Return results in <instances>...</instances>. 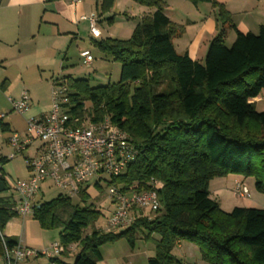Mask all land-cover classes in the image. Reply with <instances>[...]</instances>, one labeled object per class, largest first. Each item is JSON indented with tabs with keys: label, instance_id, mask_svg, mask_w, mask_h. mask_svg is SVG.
Segmentation results:
<instances>
[{
	"label": "trees",
	"instance_id": "16d2710c",
	"mask_svg": "<svg viewBox=\"0 0 264 264\" xmlns=\"http://www.w3.org/2000/svg\"><path fill=\"white\" fill-rule=\"evenodd\" d=\"M132 1L155 11L143 17L129 39L94 42L102 54L121 64L120 81L98 87L86 79L60 81L68 85L76 106L72 114L81 115L86 106L93 120L110 116L131 136L140 154L124 175L107 184L142 192L151 178L162 181L158 216L152 221L137 218L121 233L94 229L85 235L102 213L60 194L40 203L34 219L43 230L61 232L60 243L68 251L58 264H99L103 245L125 239L134 248L138 232L150 240L159 236L148 264H183L173 254L183 242L197 245L210 264H264V209L236 207L226 213L210 193L211 181L229 174L254 178L256 189L264 193V111L258 112L252 102L264 91V26L258 34L239 32L215 0H187L212 4L220 22L236 30L231 48L222 31L210 43L205 61L199 62L176 51L174 39L185 27L170 20L162 0ZM114 2L102 0L101 12H109ZM7 161L0 159L1 164ZM78 199L90 200L87 188ZM14 207L15 202L0 197L2 233L19 218ZM5 238L9 247L18 243ZM72 245L79 251L68 263ZM3 256L0 238V259Z\"/></svg>",
	"mask_w": 264,
	"mask_h": 264
},
{
	"label": "crops",
	"instance_id": "0c3cea01",
	"mask_svg": "<svg viewBox=\"0 0 264 264\" xmlns=\"http://www.w3.org/2000/svg\"><path fill=\"white\" fill-rule=\"evenodd\" d=\"M114 1L113 8L107 13H102L100 10L102 0H81L77 4L71 3V0H0V111L9 105L8 98L19 99L21 93L27 91L23 90L20 93L21 86H44L50 87L51 89H49L52 91L53 83L63 78L70 77L90 81V69L96 64V56L92 55L90 46L96 47L94 42L107 38L121 40V35L129 37L143 17L155 11L138 5L132 0ZM162 1L166 5L165 14L170 20L185 27L184 34L174 39L176 51L179 54L187 53L192 60L199 62L205 61L210 43L222 31L225 32L227 41L233 43L236 39V30L242 33L258 34L260 28L264 26V0H215L229 13L236 30L229 24L223 25L220 22L217 8H214L210 3L195 5L187 0ZM93 14H97L99 25L103 20L111 26L107 30L99 28L98 25L101 31L100 38L92 37L89 21L83 19V17ZM118 15L119 17H116ZM122 16L126 19L138 16L139 18L137 24H132L129 21L125 25L123 24L125 19ZM114 24H116L115 27H120L118 32L121 33L120 36H115ZM105 34L108 37H105ZM86 51H89L93 57L90 64H85V59L81 56ZM77 53L80 58L84 59L83 64L89 66L87 74L83 69L71 64L78 62V60L72 59ZM68 60L71 67L68 66ZM27 92L29 93V91ZM261 95L252 101L256 107L259 102H264V91ZM31 103H33L32 98L28 111L21 116L24 126L20 129L16 124L17 120L12 117L13 110L7 109L6 113H1L4 115L0 119L1 133L15 131L14 133L23 134L26 131L27 119L48 113L51 104L49 92L45 98L39 99L38 104L31 105ZM2 126L6 128L5 131ZM40 146L41 144L36 142L27 151L29 154L25 159L35 156ZM8 155H1L0 159L6 158ZM26 169L28 178L30 171L27 166ZM2 173V181L5 182V185L6 180H19L9 163L3 164ZM87 188L88 194L94 197L97 187L90 183ZM17 200L18 198L14 202ZM37 202L41 203L38 197ZM112 211L113 207L111 206V213ZM22 223L21 231L15 232L17 229L14 228L17 227L10 225L8 234L3 235L30 248L44 247L42 242L29 240L24 221ZM70 252L71 258L73 253L77 254L78 246L72 245ZM155 255V249L149 250L148 260L154 258ZM70 258L65 261H69ZM99 264L121 263L106 261L103 256V260Z\"/></svg>",
	"mask_w": 264,
	"mask_h": 264
},
{
	"label": "built area",
	"instance_id": "2783aa9c",
	"mask_svg": "<svg viewBox=\"0 0 264 264\" xmlns=\"http://www.w3.org/2000/svg\"><path fill=\"white\" fill-rule=\"evenodd\" d=\"M80 2L71 0L73 4ZM83 19L89 21L92 37L100 38L97 14ZM81 56L85 64L93 60L89 51L83 52ZM69 95L68 85L56 80L51 91L49 112L27 119L26 131L8 138L7 144L13 150L6 157L8 161L27 152L36 142L41 144L35 156L25 159L29 177L10 179L12 188L18 194L13 210L20 218L34 215L40 205L37 197L41 185L46 181L50 180L63 195L75 199L90 183L99 188L103 183H108L104 177L110 179L124 175L140 154L131 136L113 124L110 116L93 120L95 116H89L86 106L81 115L72 114L76 106L71 103ZM8 102L14 112L24 115L30 107L31 98L27 91H23L19 99L8 98ZM3 117L1 114L0 119ZM0 177L3 176L0 174ZM147 185L149 188L142 192H126L119 185H109L108 198L113 211L103 232L128 229L137 218L148 221L155 219L161 209L159 192L164 184L151 178ZM236 194L243 198L249 196V191L237 183ZM0 238L4 246V256L1 258L3 264H21L41 257H47L51 264H58L57 260L68 251L60 242L37 250L20 242L9 247L1 231Z\"/></svg>",
	"mask_w": 264,
	"mask_h": 264
},
{
	"label": "rangeland",
	"instance_id": "374dc122",
	"mask_svg": "<svg viewBox=\"0 0 264 264\" xmlns=\"http://www.w3.org/2000/svg\"><path fill=\"white\" fill-rule=\"evenodd\" d=\"M140 5L139 3H137ZM140 16V15H139ZM138 17L132 18H124L123 24L126 25L127 22H131L132 24H137ZM116 17H119L116 16ZM117 24V22H116ZM116 24L113 26V32L115 36H120L118 33L120 27H115ZM111 26L102 20L100 23L99 28L109 29ZM118 30V31H117ZM228 32V31H227ZM108 37V35H104ZM121 40H127L131 37H126L121 35ZM89 42V40H88ZM90 44V43H89ZM233 43L227 41L226 39V46L231 48ZM91 45V44H90ZM90 51L92 52L93 56H96V64L93 65L90 72V84L92 87L98 86H107L109 84H115L120 81L121 78V64L119 62H115L112 58L107 57L102 54L98 48L94 46H90ZM74 60H78V62H74L71 64H75L74 67H79V69H83L84 73L87 74L89 70V66L83 64V58H80L79 53L74 55L72 58ZM71 60V59H69ZM68 60V66L71 67L70 61ZM50 88V87H49ZM46 88L44 86H21L19 92L21 93L23 90L29 91L31 98L33 99V103L31 105L38 104L37 102L41 98H45L47 92H49V97H51V88ZM134 89V86L132 87ZM263 96V95H261ZM264 99V98H263ZM262 99V100H263ZM9 104V103H8ZM264 102L258 103L257 111L262 112L264 111L263 107ZM7 109L12 110L11 105L9 104L7 107H4L1 113H6ZM12 117L17 120L16 124L18 125V129L24 126V120L21 117L22 115L12 111ZM13 132L9 133H1L0 129V156L11 154V147L7 144L8 138L13 135L17 134ZM9 136V137H8ZM7 139V140H6ZM28 152H24L23 154H19L16 156L15 159L11 161H7L10 164L11 169L16 173V178L19 179H26L27 169L25 166V157L28 155ZM8 155V156H9ZM7 156V157H8ZM3 164L0 163V174L2 173L1 169ZM2 175V174H1ZM106 181L109 183V178L104 177ZM12 180V179H11ZM242 181V182H241ZM6 190L0 193V197L10 200L14 202L18 198V194L12 188L10 180H6ZM241 182L242 186H245L249 191V196L246 197H239L236 194V186L237 183ZM108 184H102L99 188H97V193L93 197L90 196V200L87 203H80L79 199H74V203L80 204L82 207L93 205L96 209H98L102 213V217L96 223L95 227H90L85 231V235H90L94 229L103 230L105 229L107 219L111 216V200L108 198ZM210 193L211 198L217 201L220 205V208L226 212L230 213L236 207L239 208H248V209H264V193L259 192L255 187V179L254 178H244L241 175L229 174L226 177L215 178L210 183ZM62 191L57 189L53 186L50 180L46 181L41 185V190L38 194L39 201L49 202L55 198H57ZM158 216V214L156 215ZM24 221V227L26 228V232L29 234V240L32 242H42L41 244L44 247L41 248H33L37 250H41L50 244L55 242H60V231L59 230H43L39 223L34 219L32 215L27 216L26 218H15L13 219L9 225L7 224L6 228L4 229L3 234H8V230L11 227H17L14 229L15 232L21 231L22 225ZM11 225V227H10ZM126 228H120L115 230V233H121L126 231ZM143 232H138L135 240L134 248L131 247L129 242L125 239L120 240L115 243H108L101 247V253L104 256L106 261L109 262H119L121 264H148V252L149 250L155 249V241L159 239L158 235H154V240L145 239ZM30 241V243H31ZM79 251V248H78ZM173 254L183 263V264H210L202 259L200 249L197 245L193 243L183 242L178 244ZM76 253H73L72 257L69 259V263H73L76 258ZM0 264H2V259H0ZM21 264H51L50 260L47 257H41L39 259H30L25 261Z\"/></svg>",
	"mask_w": 264,
	"mask_h": 264
},
{
	"label": "water",
	"instance_id": "95a60500",
	"mask_svg": "<svg viewBox=\"0 0 264 264\" xmlns=\"http://www.w3.org/2000/svg\"><path fill=\"white\" fill-rule=\"evenodd\" d=\"M5 190H6L5 183L2 180H0V193L3 192V191H5Z\"/></svg>",
	"mask_w": 264,
	"mask_h": 264
}]
</instances>
